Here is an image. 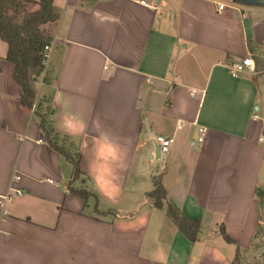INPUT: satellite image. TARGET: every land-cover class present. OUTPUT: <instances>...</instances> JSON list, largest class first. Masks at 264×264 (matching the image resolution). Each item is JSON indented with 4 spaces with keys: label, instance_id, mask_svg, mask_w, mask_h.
Wrapping results in <instances>:
<instances>
[{
    "label": "crops",
    "instance_id": "0c3cea01",
    "mask_svg": "<svg viewBox=\"0 0 264 264\" xmlns=\"http://www.w3.org/2000/svg\"><path fill=\"white\" fill-rule=\"evenodd\" d=\"M53 6L57 21L41 26L52 52L33 88L79 173L39 141L0 39V264H232L237 252L239 264H264V1ZM248 55L255 71L231 77L226 66ZM73 115L84 132L60 127ZM101 133L117 160L98 155ZM156 136L172 141L168 153L158 154ZM98 175L118 189L112 199ZM154 178L200 221L194 243L147 198Z\"/></svg>",
    "mask_w": 264,
    "mask_h": 264
},
{
    "label": "trees",
    "instance_id": "16d2710c",
    "mask_svg": "<svg viewBox=\"0 0 264 264\" xmlns=\"http://www.w3.org/2000/svg\"><path fill=\"white\" fill-rule=\"evenodd\" d=\"M22 5L38 6L35 11L24 13L20 22L16 20V13ZM58 14L54 9L53 0H0V39L7 44L5 60L14 66V80L20 86L22 93L18 99L20 107L29 113L36 103L34 82L41 73L43 48L51 43V37L41 29V26L54 23ZM48 82L47 78L43 79ZM52 113L45 112L41 105L36 104L33 116L38 121L39 136L51 150L56 151L68 160L73 168L74 177L79 173V155L73 156L65 147V137L55 132L51 126ZM72 193L86 200L88 192L70 189ZM155 208L166 206V215L174 223L178 231L190 242L197 240L200 221L179 212L170 202H167L166 192L161 184L153 179V190L147 194ZM260 230H262L260 228ZM224 240L232 241L227 237L224 229H220ZM232 264H239V254L236 253Z\"/></svg>",
    "mask_w": 264,
    "mask_h": 264
},
{
    "label": "clouds",
    "instance_id": "9594fccd",
    "mask_svg": "<svg viewBox=\"0 0 264 264\" xmlns=\"http://www.w3.org/2000/svg\"><path fill=\"white\" fill-rule=\"evenodd\" d=\"M95 15L99 17L101 20L108 18V17L100 16L99 12L95 13ZM111 19L115 21V18H111ZM56 102L61 103L60 94H57ZM60 127H62L65 131L69 133H82L86 128V124L82 120L77 119L76 116L73 115L72 117L65 116ZM96 143L98 145L97 148L98 155L103 156L105 161H107L109 158H111L112 161L118 159L117 148L112 144L108 143L107 138L103 133L100 134V137L96 141ZM96 170L102 173H107L109 171V169L106 167L105 164L98 165ZM96 180L99 190L102 192L103 195H105L109 199H112L114 195L118 192V189L116 188L115 185L112 186V191L105 190L104 184L110 182L104 181L102 176L98 175L96 177Z\"/></svg>",
    "mask_w": 264,
    "mask_h": 264
},
{
    "label": "built area",
    "instance_id": "2783aa9c",
    "mask_svg": "<svg viewBox=\"0 0 264 264\" xmlns=\"http://www.w3.org/2000/svg\"><path fill=\"white\" fill-rule=\"evenodd\" d=\"M223 8H224V5H221V4L218 5V10H222ZM51 52H52V41H51V43L47 44L43 48V57H42V62H41V66H42L41 73L44 72V69L48 63V59L50 57ZM226 68H227L228 73L230 74L231 77H237L241 74L253 73L255 71V65H254V61H253V58L251 55H248V56L242 58L239 62L227 65ZM35 109H36V103L33 104L32 108H31V113H30L31 115H33ZM253 119L254 120L257 119V116L255 114L253 115ZM199 133H201V134L204 133V129L200 128ZM259 140H260V142H264V138H260ZM39 141L41 142L42 139H40ZM153 141L157 145V149H158L159 154L168 153V151L171 147V143H172V141L170 139L164 138L162 136H156L153 138ZM201 141H202V138H199L198 142H201ZM16 193L20 194L19 191H16Z\"/></svg>",
    "mask_w": 264,
    "mask_h": 264
},
{
    "label": "water",
    "instance_id": "95a60500",
    "mask_svg": "<svg viewBox=\"0 0 264 264\" xmlns=\"http://www.w3.org/2000/svg\"><path fill=\"white\" fill-rule=\"evenodd\" d=\"M263 1L264 0H232V2L237 5L247 6V7L260 6L262 5ZM157 152H158V149H157Z\"/></svg>",
    "mask_w": 264,
    "mask_h": 264
},
{
    "label": "rangeland",
    "instance_id": "374dc122",
    "mask_svg": "<svg viewBox=\"0 0 264 264\" xmlns=\"http://www.w3.org/2000/svg\"><path fill=\"white\" fill-rule=\"evenodd\" d=\"M31 9H32V6L22 5L21 8L16 13V20L18 22H20L22 17H23V15H24V13L27 12V11H30Z\"/></svg>",
    "mask_w": 264,
    "mask_h": 264
}]
</instances>
